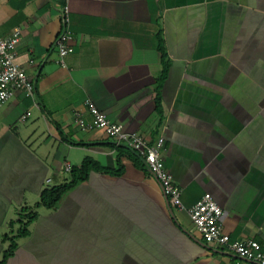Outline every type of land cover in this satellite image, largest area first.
Wrapping results in <instances>:
<instances>
[{"label":"crops","instance_id":"obj_1","mask_svg":"<svg viewBox=\"0 0 264 264\" xmlns=\"http://www.w3.org/2000/svg\"><path fill=\"white\" fill-rule=\"evenodd\" d=\"M64 6L72 51L59 61ZM14 27L36 104L16 91L0 106V235L69 178L65 163L115 166L114 141L77 122L90 100L150 143L162 136L183 204L209 193L224 231L264 248V0H0V36ZM121 161L122 175L91 171L55 208H36L5 264H256L206 243L147 170Z\"/></svg>","mask_w":264,"mask_h":264},{"label":"built area","instance_id":"obj_2","mask_svg":"<svg viewBox=\"0 0 264 264\" xmlns=\"http://www.w3.org/2000/svg\"><path fill=\"white\" fill-rule=\"evenodd\" d=\"M60 21L61 28L56 36L55 45L59 61H62V58L72 51L70 44L72 36L66 6L62 8ZM20 40L21 34L18 27H14L7 36H0V106L16 91H21L36 104L34 84L25 70L15 62ZM86 105L91 118L89 121L78 118L79 126L83 129H101L116 145L125 146L135 152L143 161L147 171L157 180L170 204L187 212L192 223V230L198 233L206 243H212L220 250L256 264H264V248L259 241L234 239L224 231L222 227L224 210L209 193L201 195L191 206L183 204L182 190L164 165L161 154L164 143L162 136L150 143L142 134L128 131L122 123L109 119L90 100H86ZM30 115V110L25 111L19 116V121L24 122ZM64 168L69 172L71 165L65 163Z\"/></svg>","mask_w":264,"mask_h":264},{"label":"trees","instance_id":"obj_3","mask_svg":"<svg viewBox=\"0 0 264 264\" xmlns=\"http://www.w3.org/2000/svg\"><path fill=\"white\" fill-rule=\"evenodd\" d=\"M157 50L161 54L162 71L158 77V82H162L167 74L168 60L160 35L157 34ZM117 150L115 166H108L100 163L91 156H84L79 165H72L69 178L65 181L44 187L39 199L34 205H23L18 208L16 218L9 221L10 230L0 235L2 242H7V247L2 251L0 264H5L6 260L14 254L18 246V239L29 235L30 224L37 218L36 208L42 206L55 208L62 197L77 184L87 181L89 173L96 171L103 174L120 176L124 171V164L121 157L126 156L137 168L146 171V167L141 158L134 152L122 145H112Z\"/></svg>","mask_w":264,"mask_h":264},{"label":"rangeland","instance_id":"obj_4","mask_svg":"<svg viewBox=\"0 0 264 264\" xmlns=\"http://www.w3.org/2000/svg\"><path fill=\"white\" fill-rule=\"evenodd\" d=\"M61 160H62V155L59 156V161H61Z\"/></svg>","mask_w":264,"mask_h":264}]
</instances>
